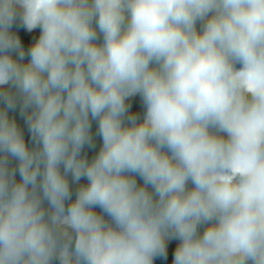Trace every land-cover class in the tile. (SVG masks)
<instances>
[{"label":"clouds","instance_id":"1","mask_svg":"<svg viewBox=\"0 0 264 264\" xmlns=\"http://www.w3.org/2000/svg\"><path fill=\"white\" fill-rule=\"evenodd\" d=\"M169 255L264 264V0H0V264Z\"/></svg>","mask_w":264,"mask_h":264},{"label":"trees","instance_id":"2","mask_svg":"<svg viewBox=\"0 0 264 264\" xmlns=\"http://www.w3.org/2000/svg\"><path fill=\"white\" fill-rule=\"evenodd\" d=\"M22 35H23V34H22ZM27 38H28V37L25 36V40H27ZM136 100H137V103L134 105V107H133V111H139L138 98H136ZM17 119H18V123H20L21 126H22V121L19 119V117H17ZM26 139H27V135H26ZM172 247H174V243H173L172 245H170V249H171ZM170 260H171V256L169 255V260H168L167 264H170ZM155 264H162V262H161L160 260H157V261L155 262Z\"/></svg>","mask_w":264,"mask_h":264}]
</instances>
